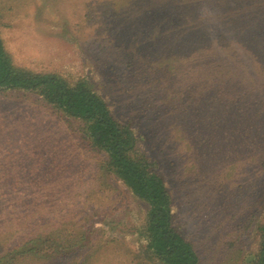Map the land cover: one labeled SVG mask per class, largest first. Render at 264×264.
<instances>
[{
    "label": "rangeland",
    "instance_id": "1",
    "mask_svg": "<svg viewBox=\"0 0 264 264\" xmlns=\"http://www.w3.org/2000/svg\"><path fill=\"white\" fill-rule=\"evenodd\" d=\"M13 65L82 82L163 181L198 264H253L264 199V0H0ZM82 124L0 90V264H160L148 207Z\"/></svg>",
    "mask_w": 264,
    "mask_h": 264
},
{
    "label": "trees",
    "instance_id": "2",
    "mask_svg": "<svg viewBox=\"0 0 264 264\" xmlns=\"http://www.w3.org/2000/svg\"><path fill=\"white\" fill-rule=\"evenodd\" d=\"M1 89L35 92L65 117L79 121L81 134L106 156L100 169L113 175L134 198L147 205L148 251L160 264H198L194 249L173 226L170 199L162 179L145 161L131 154L135 145L132 131L116 121L100 97L82 82L68 85L53 74H33L16 68L0 38ZM252 259L253 264H264V199L259 251Z\"/></svg>",
    "mask_w": 264,
    "mask_h": 264
}]
</instances>
